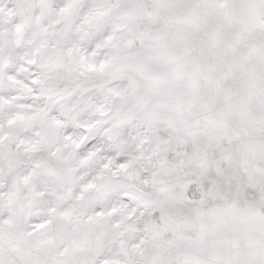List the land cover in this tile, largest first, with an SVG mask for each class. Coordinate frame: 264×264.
Returning a JSON list of instances; mask_svg holds the SVG:
<instances>
[{
	"label": "snow or ice",
	"instance_id": "obj_1",
	"mask_svg": "<svg viewBox=\"0 0 264 264\" xmlns=\"http://www.w3.org/2000/svg\"><path fill=\"white\" fill-rule=\"evenodd\" d=\"M0 264H264V0H0Z\"/></svg>",
	"mask_w": 264,
	"mask_h": 264
}]
</instances>
